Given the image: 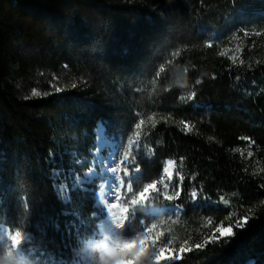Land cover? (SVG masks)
<instances>
[{
	"label": "trees",
	"instance_id": "obj_1",
	"mask_svg": "<svg viewBox=\"0 0 264 264\" xmlns=\"http://www.w3.org/2000/svg\"><path fill=\"white\" fill-rule=\"evenodd\" d=\"M37 73L81 84L26 98ZM181 73L188 86H172ZM193 90L194 99H180ZM99 124L120 150L131 141L129 159L139 145L137 196L160 181L142 205L127 197L128 215L140 209L136 223L156 225L148 234L156 244L170 240L177 256L186 249L172 264H264V0H0V257L8 264H90L85 249L101 239L106 213L95 207L97 182L85 190L73 175L92 170ZM61 180L70 202L54 187ZM177 205L179 216L144 211ZM3 225L29 233L18 252ZM221 225L235 236L221 237Z\"/></svg>",
	"mask_w": 264,
	"mask_h": 264
},
{
	"label": "snow or ice",
	"instance_id": "obj_2",
	"mask_svg": "<svg viewBox=\"0 0 264 264\" xmlns=\"http://www.w3.org/2000/svg\"><path fill=\"white\" fill-rule=\"evenodd\" d=\"M238 30H243L244 34L248 35V31L245 28H241ZM257 35H259V33H257ZM212 46L213 45L211 43H208V47H212ZM163 71H164V69L161 67L159 69V71L156 73V75L159 76L160 72H163ZM169 80H171V77H169ZM200 83H201V81L199 79H197L195 81V84H197V85ZM73 87H75V85H73ZM57 91H59V89H57ZM32 95L33 96H39L40 93L33 90ZM45 95H47V93H45ZM185 95H187L189 98L194 99L196 97V91L193 90L187 94L182 93L180 96V99H184ZM142 123H143V120L141 119L140 123L136 124L135 127L139 128ZM186 127H187V125H186ZM98 140H99V131H98ZM126 143L128 144L129 150L124 151L123 150L124 147H123L120 154H119V158L114 161L113 166L110 168L108 167L107 163L103 159H101V152L99 149H97V151L94 154V160L91 164L92 170L86 174V177H97V176L99 177V179L96 180L97 189L95 190V196L99 200L100 205L102 206L103 214H105V209H107V215H108L110 220H113V217H117L119 220L124 222L122 234L124 236H128V232L130 230L131 236H133V235H135L136 232H144L145 227H147L145 224L142 225L141 222L139 224L136 223V212L138 210L140 211V209H134L131 213V217H129V215H128L129 209L127 207H124L123 209H121V214H117V213H114L112 210L117 208L118 204L109 203V201L111 200V198H113L115 196V194L119 191V189L126 187L127 191L132 193V197H130L131 204L132 205H142L144 202H146L148 200L149 193L156 190L157 184L160 181L159 180H153L151 183L145 184L143 186V190L139 191L138 196L136 195V192L133 191V185L134 184H133L132 178L135 177V175L141 171V168H140V165L138 162V157L140 156L141 153L139 151V145H138L136 155L132 156V158L129 159L130 149H131V141H129L127 139ZM121 155L123 156V159H120ZM124 161H127V164L124 167V176H120V175H118V173L120 171V169L118 167V163L124 164ZM174 163H175V161H169V165L174 164ZM129 166H132V167L129 169ZM97 168L100 169L99 172L96 171ZM162 171L164 174L168 175L171 178L172 173L169 171L168 167H163ZM53 174L58 179L60 178L59 172H54ZM73 181L79 187L82 185H85L84 179H81L78 175H75V174L73 175ZM182 181H183V177H180V182L182 183ZM54 187L59 191L62 198H63V193L69 191L68 184H67L66 180H61V182L59 184L54 183ZM85 190H87V189H85ZM179 195H180V192L177 191L175 193V196L179 197ZM190 196H191L193 202H196L197 191L195 190V188H193V190L191 191ZM70 199H71V197L69 196L67 199H64V200H65V202H70ZM165 199L169 202H172L174 200V196L168 195L165 197ZM220 199L222 200L223 197H221ZM24 208L26 210L29 208V205L26 201L24 202ZM182 212H183V209L177 205V211L174 215L179 216L182 214ZM75 214L77 217L79 216L78 213H75ZM93 215L95 217H98L100 215V213L99 212H93ZM248 220H249V217L246 216L243 218V220L237 221L236 228L243 229L247 225ZM125 222H127V228L125 226ZM100 227L102 230L106 229V225L103 223L101 224ZM2 228H3V234H4L3 238L8 240L9 244L14 242L16 245L23 246L30 238L29 233L26 231V228L17 227L15 229H12L11 232L8 231V229L5 227V225H3ZM155 228H156L155 224H152L150 227H147L148 234L152 233ZM111 231H112L111 228H107V232H111ZM107 232H106V235H107ZM215 232L219 233L221 237L230 238V237L235 236L234 229L231 226L224 227L223 225H221L220 227H217L215 229ZM78 235H79V230H78ZM157 239H159V237H157L156 239H152L154 245H156ZM216 239L217 238L215 236V233H213L212 237L205 240V244H207L209 242H215ZM170 242H171L170 240L165 241L164 246L159 247L160 249H164V251H165L164 259H167L169 261L176 260V259H182L183 258L182 254L186 251V249L181 247L179 249V253L181 255H179V256L174 255L175 249H171L168 247ZM65 247H70V245H65ZM195 247L197 249H201L202 245L200 243H197L195 245ZM187 251H191V249H187ZM32 264H35V262L32 261ZM250 264H253V262H250Z\"/></svg>",
	"mask_w": 264,
	"mask_h": 264
},
{
	"label": "rangeland",
	"instance_id": "obj_3",
	"mask_svg": "<svg viewBox=\"0 0 264 264\" xmlns=\"http://www.w3.org/2000/svg\"><path fill=\"white\" fill-rule=\"evenodd\" d=\"M33 81H34V83L32 84L30 89H28V90L23 89V93H24V95L26 97H37V96H33L32 95L33 90L39 92L42 95L45 91H49V92L50 91H56V92H58L57 89H59V91H62V90H65V89L74 88L73 85H75V87H76V86H79V84H81V82L72 81L71 78H69L65 73H61L60 75H57V76H53V75H50V74L37 73L36 76L34 77ZM185 99H188V96H185ZM101 127H100V129H98L99 131L102 130ZM97 149L100 150L101 159H103L107 163L109 168L113 166L114 161L119 158V154L121 152V150L119 149V146H117V143L113 139L108 138L107 134L104 135L103 133H102L101 137L99 136V140L97 142L96 150H94L92 152V156H93L92 162L94 160V154L97 151ZM120 159H123L122 155H121ZM126 164H127L126 161H124V164H119L118 163V167L120 169L118 175L124 176V167H125ZM167 167L169 168V171L172 173V176L170 178L168 175H166L167 178L162 183V188L166 192L169 190V184H170L171 180L174 177L175 164H171L169 166L167 164ZM96 171L99 172L100 169L97 168ZM139 173H137L135 175V177L132 178V180L134 178L138 177V175L141 174V173L140 174ZM81 179H84L85 185H82V186L79 187L76 184V186L79 187V188L86 189V186H88L90 184H93L96 180L99 179V177L98 176L97 177H86V175H85V177H83ZM64 193H63V196H64ZM130 194H131V192H128L127 188L125 187V188L119 189V191L115 194V196L113 198H111L109 203L118 204V207L112 210L114 213L121 214V209H123L124 207L129 208L128 207V203H127V201H128L127 197ZM63 198L66 199V196L63 197ZM212 204H215V203L211 202V205ZM214 206L218 207L217 204H215ZM95 207L100 209V210H102V206L101 205L97 206V202H96ZM144 211L147 212L149 215L164 216L166 214H170L172 210L168 211L166 209H162L161 210V209L155 208V209H151V210L145 209ZM105 213H106L105 214V218L103 219L102 223L106 225V229L102 230V231L100 230L101 231V235H100L101 239H103L104 235H106L107 228H111L112 229L111 232H107V235H123L122 234L123 233V229L118 231L117 228L114 226L113 221L109 219V217L107 215V209H105ZM122 223H124V222L122 221ZM95 242L96 241H92V242L88 243L87 246H86V249H85V258L89 259L90 264H93V262H94L91 259V246ZM19 246H21V245H17V247H19ZM159 247H161V245H159V244L155 245V248L158 249ZM126 255L132 256V255H134V252L129 251ZM0 260H4V259H2L0 257ZM173 261L174 260L169 261L167 259H162L160 261V264H172Z\"/></svg>",
	"mask_w": 264,
	"mask_h": 264
},
{
	"label": "clouds",
	"instance_id": "obj_4",
	"mask_svg": "<svg viewBox=\"0 0 264 264\" xmlns=\"http://www.w3.org/2000/svg\"><path fill=\"white\" fill-rule=\"evenodd\" d=\"M188 80L187 74L181 73L172 86L185 88ZM112 221L118 231L123 229V223L117 217H113ZM129 251L134 252V255H126ZM164 256V249L155 248L147 231L138 232L131 238L124 235H104L103 239L91 246V259L94 264H160ZM0 264L7 262L0 260Z\"/></svg>",
	"mask_w": 264,
	"mask_h": 264
},
{
	"label": "bare ground",
	"instance_id": "obj_5",
	"mask_svg": "<svg viewBox=\"0 0 264 264\" xmlns=\"http://www.w3.org/2000/svg\"><path fill=\"white\" fill-rule=\"evenodd\" d=\"M100 126H102L101 128H102V130L101 131H99V136L101 137L102 136V133L104 134V127H103V125H100ZM98 131H97V133H98ZM168 166H169V163H168ZM98 200V199H97ZM100 205V202H99V200L97 201V206H99ZM167 210L169 211V210H172L171 212H173V211H177V209H173V208H167ZM101 226V225H100ZM100 230H101V227H100Z\"/></svg>",
	"mask_w": 264,
	"mask_h": 264
},
{
	"label": "water",
	"instance_id": "obj_6",
	"mask_svg": "<svg viewBox=\"0 0 264 264\" xmlns=\"http://www.w3.org/2000/svg\"><path fill=\"white\" fill-rule=\"evenodd\" d=\"M141 173V172H140ZM212 205H215V204H212ZM13 246H15V247H17V245H15L14 243H13ZM16 251L18 252V250L16 249Z\"/></svg>",
	"mask_w": 264,
	"mask_h": 264
}]
</instances>
